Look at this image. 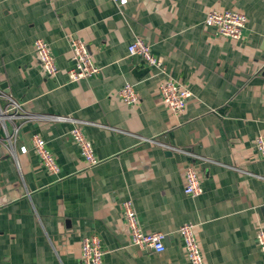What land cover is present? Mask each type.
Wrapping results in <instances>:
<instances>
[{
    "label": "crops",
    "instance_id": "0c3cea01",
    "mask_svg": "<svg viewBox=\"0 0 264 264\" xmlns=\"http://www.w3.org/2000/svg\"><path fill=\"white\" fill-rule=\"evenodd\" d=\"M210 9L244 13L241 38L205 27ZM71 35L101 69L69 82ZM137 36L192 91L180 113L162 103L164 76L128 55ZM36 38L48 43L56 76L40 67ZM125 82L135 85L137 103L118 96ZM0 89L26 112L80 120L99 159L87 165L71 121L15 120V157L0 130V264H81L85 236H97L102 264H189L177 233L189 221L204 264H264L256 238L264 158L254 144L264 131V0H0ZM33 134L54 154L56 173L34 151ZM164 145L206 158L196 166L200 194L183 191L191 155ZM126 199L145 232H164V251L130 244Z\"/></svg>",
    "mask_w": 264,
    "mask_h": 264
},
{
    "label": "built area",
    "instance_id": "2783aa9c",
    "mask_svg": "<svg viewBox=\"0 0 264 264\" xmlns=\"http://www.w3.org/2000/svg\"><path fill=\"white\" fill-rule=\"evenodd\" d=\"M118 1L120 3L126 2V0ZM246 22L247 16L242 12L228 9H210L205 14L203 25L205 27H215L217 34L221 36L239 39L242 36V30L245 28ZM68 39L73 61L72 67L67 72L69 82L90 78L97 74L101 67L93 61L86 42L77 35H71ZM33 47L42 70L49 76H56L58 66L50 52L48 43L42 38H36ZM127 53L128 55L140 56L148 65L153 66L158 74L164 76L159 83L158 89L162 103L166 109L173 114H178L184 110L188 99L193 95L192 91L188 87L178 84L173 78L168 76L164 62L152 53L150 44L137 36L128 45ZM118 96L127 105H132L139 101L138 92L135 85L131 82L123 84L118 90ZM1 100H3V104L0 103V130L3 131V138L8 143L10 152L14 157L17 150L15 151L13 146L17 141L20 131V125L15 123V120L22 122L29 119H37L43 121L73 122L74 126L69 131L70 136L79 147L80 152L86 159L87 165L93 166L99 162V159L92 151L90 140L80 128V120L68 115L26 112L21 101L2 89H0V102ZM7 122L10 123V128L7 127ZM144 139L155 141L153 138ZM31 140L33 149L42 159L44 167L49 172L56 173L58 166L55 156L46 148L45 140L39 134H33ZM254 144L258 154L264 158V131L257 134ZM164 146L176 151L187 152L181 148L169 145ZM18 151L25 153L27 152V148L26 146H19ZM187 153L191 155L193 161L185 169L183 191L186 194L197 195L202 192V185L196 166L199 161L206 160V158L193 152ZM121 206L125 224L130 234V244L142 250L153 252L164 251L166 248L164 232H145L140 226L133 202L130 199L124 200ZM195 226L196 224L192 221L184 222L178 227L177 233L182 239L189 264H204L203 254L195 234ZM256 238L260 251L264 255V226L259 227ZM103 254L104 250H102L97 236L83 237L80 242L81 264H102Z\"/></svg>",
    "mask_w": 264,
    "mask_h": 264
},
{
    "label": "water",
    "instance_id": "95a60500",
    "mask_svg": "<svg viewBox=\"0 0 264 264\" xmlns=\"http://www.w3.org/2000/svg\"><path fill=\"white\" fill-rule=\"evenodd\" d=\"M262 209L264 210V205H262Z\"/></svg>",
    "mask_w": 264,
    "mask_h": 264
}]
</instances>
